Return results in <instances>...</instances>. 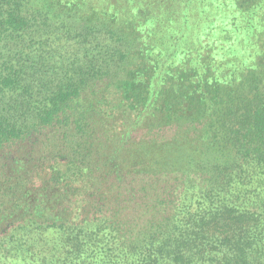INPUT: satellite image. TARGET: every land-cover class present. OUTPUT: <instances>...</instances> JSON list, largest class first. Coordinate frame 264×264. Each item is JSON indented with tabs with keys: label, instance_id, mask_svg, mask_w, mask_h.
Masks as SVG:
<instances>
[{
	"label": "trees",
	"instance_id": "trees-1",
	"mask_svg": "<svg viewBox=\"0 0 264 264\" xmlns=\"http://www.w3.org/2000/svg\"><path fill=\"white\" fill-rule=\"evenodd\" d=\"M0 264H264V0H0Z\"/></svg>",
	"mask_w": 264,
	"mask_h": 264
},
{
	"label": "rangeland",
	"instance_id": "rangeland-1",
	"mask_svg": "<svg viewBox=\"0 0 264 264\" xmlns=\"http://www.w3.org/2000/svg\"><path fill=\"white\" fill-rule=\"evenodd\" d=\"M164 135L167 136V137H169V136L172 135V132L167 131V132L164 133Z\"/></svg>",
	"mask_w": 264,
	"mask_h": 264
}]
</instances>
